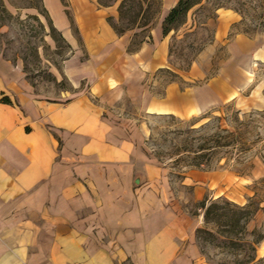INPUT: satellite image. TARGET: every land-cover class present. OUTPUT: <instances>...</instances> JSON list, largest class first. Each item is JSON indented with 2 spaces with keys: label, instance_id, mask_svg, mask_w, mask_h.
I'll use <instances>...</instances> for the list:
<instances>
[{
  "label": "crops",
  "instance_id": "obj_1",
  "mask_svg": "<svg viewBox=\"0 0 264 264\" xmlns=\"http://www.w3.org/2000/svg\"><path fill=\"white\" fill-rule=\"evenodd\" d=\"M43 1L54 27L64 30L54 0ZM177 1L160 0L149 37L133 53L127 51L132 33L117 36L97 13L113 6L71 2L87 56L77 60L71 85L86 80L87 89L62 103L37 100L26 80L12 75L14 66L0 61V264H202L195 247L202 219L171 207L168 172L142 153L145 122L108 110L127 97L147 115L199 113L203 103L193 96L177 104L176 86L157 96L144 85L147 72L168 66L170 36L163 37L161 25ZM240 20L219 9L213 42L228 38ZM231 40L227 49L255 45L238 32ZM219 85L226 92L223 77L204 87Z\"/></svg>",
  "mask_w": 264,
  "mask_h": 264
},
{
  "label": "rangeland",
  "instance_id": "obj_2",
  "mask_svg": "<svg viewBox=\"0 0 264 264\" xmlns=\"http://www.w3.org/2000/svg\"><path fill=\"white\" fill-rule=\"evenodd\" d=\"M74 1L54 0L66 24L61 33L69 40V37H72L73 45H70L72 54L69 58L75 52L76 56L71 62H69L70 60L67 62L68 58L62 63L58 56H54L51 52L48 53L49 59L61 66L62 76L54 66L45 62L50 65V72L56 77L57 82H61L63 78L64 81L62 85L57 86L46 79H38L33 87L26 81L37 100L62 103L71 96L86 92V80L82 81L77 89H73L71 85L72 81L78 78L75 69L80 66L77 64V60L84 63L87 59L86 50L76 28V17L71 5V2ZM82 1L96 4V0ZM102 1L110 4L109 7L113 6V8H99L100 11L97 13L105 18L116 19L117 8L122 0H117L115 3H112L111 0ZM237 1L243 3V6H239L235 2L230 5L242 9L244 23L235 28L232 26L228 38L206 46L207 50L196 57V62L192 63L193 67L191 65L190 68H187L194 55V50L187 46L194 44L196 48L206 42L209 39L210 31L215 29L216 20H204L203 17L208 14V11L202 12L196 19V27L191 28V20H189L187 27L176 34V42L173 41V38L169 37L168 39L169 46L171 45L172 48V54L168 61L173 65L169 68L177 75L172 76L164 72L165 70H152L147 72L145 80L143 79L145 89L157 96L164 94L168 85L176 86V90L180 93L175 98L177 104L185 105L186 99L190 100L192 96L195 97L198 103H203L198 108L199 113L189 116L147 115L139 110L138 103L127 97L108 107V110L118 119L129 117L145 122L147 135L141 143L142 153L168 172L166 176L174 197L170 204L171 207L182 211L190 219L197 223L200 222L199 224L202 219L203 223L200 228H204L203 211L198 208L197 204L202 200H206V204H209L213 200L223 198L240 207L255 209V214L248 223L247 229L249 231L257 229L264 235V57L262 52L257 50V47H261L260 49L264 51V0ZM12 2L21 4L23 1L5 0L8 9L13 14H17ZM42 2L44 5L43 0ZM114 6L117 7L114 8ZM95 7L97 6L94 5ZM206 7L210 8V4H207ZM66 12H68L72 24L68 20ZM26 15H38V13L35 9L22 10L21 18L24 19ZM48 15L50 16L49 12ZM205 21L206 25H199ZM53 25L58 28L56 23ZM245 31L248 33L245 36L252 38L255 42L254 47L244 48L242 44H236V46L233 45L227 49V44L232 43L231 39L234 35L237 32L243 34L242 32ZM126 39L127 37L124 40ZM227 39L228 42H225ZM45 40L53 50L52 41L48 37ZM208 50L212 51V55L206 54ZM259 59L262 62L256 61ZM0 61L7 62L1 57ZM64 64L68 68L67 70L64 69ZM207 64L208 66L210 64V68L204 74L203 67H206ZM178 68L187 71L182 72L177 70ZM11 72L18 81L26 80L20 61ZM222 77L227 82L226 92L221 90L220 85L217 90L211 88L212 90L206 91L207 88L204 87L206 83L214 84ZM235 113L238 122L234 121ZM215 118L221 119L216 121ZM206 124V128H202ZM236 124L240 129L241 141L239 142H243L248 147V151L237 154V152L227 150L226 153L220 155V159L199 168L190 167L188 160H181L175 164L177 158L192 156V153L197 151V145L193 142L211 136L218 127L231 130V126ZM195 247L202 257V264H206L205 257L214 262L224 258L219 250L211 246L205 247L206 256H202L196 239ZM255 255V264H264V239L256 247Z\"/></svg>",
  "mask_w": 264,
  "mask_h": 264
},
{
  "label": "trees",
  "instance_id": "obj_3",
  "mask_svg": "<svg viewBox=\"0 0 264 264\" xmlns=\"http://www.w3.org/2000/svg\"><path fill=\"white\" fill-rule=\"evenodd\" d=\"M22 1L21 4L12 2L13 8L17 11V14H13L8 9L5 0H0V57L13 66L20 61L25 79L32 87L38 79H46L54 85L60 86L63 84L64 78L61 82H57L56 77L49 70L50 65L45 62H49L54 66L62 76L61 66L57 62L51 61L48 53L51 52L54 56H58L63 63L72 54L71 46L65 40L61 31L54 27L42 0ZM116 1L111 0L112 3ZM232 2L243 6V3L237 0H178L162 22V35L163 37L170 36V39L173 38V41L176 42V34L187 27L189 20H191V28L196 27L198 15L208 11V14L203 17L204 20L215 21L219 9L232 10L241 17V21L233 26L235 28L244 23V14L240 7L231 6L230 3ZM207 4H210V8L206 7ZM98 5L101 7L111 6L102 0H98ZM160 6V0H122L117 8V18L108 17L106 19L117 36L132 33L127 47L129 53L137 51L144 38L149 37V30L159 13ZM24 9H35L38 15H26L22 19L21 11ZM66 15L71 23L68 12H66ZM206 21L201 22L199 25H206ZM210 32L209 39L206 42L196 48L194 44L187 46L194 50L193 58L188 63L187 68L191 67L196 57L206 46L213 43L215 29ZM242 33L248 35L247 31ZM47 37L53 43V50L45 40ZM171 54L172 48L170 45L168 58L171 57ZM169 66L173 67L168 61V67L159 70H165L164 72L172 76L177 75ZM177 70L187 71L182 68ZM1 101L5 104H11L6 97L2 98ZM220 119L215 118L214 120L219 121ZM234 121L238 122L236 113ZM206 126L207 124L202 128H206ZM191 131L196 132L194 129H191ZM239 131L237 124L231 126V130L218 127L211 136L193 142L197 145V151H194L192 156L187 155L184 158H177L175 164L181 160H188L190 167L199 168L220 159V155L226 153L227 150L243 154L248 151V147L243 142H239L241 141ZM197 206L203 211L205 224L204 228H198L195 231V239L200 248V253L205 257V247L211 246L219 250L224 256L217 262L205 257L206 264L256 263V247L263 241L264 235L257 229L252 231L247 229L248 223L255 214V209L240 207L223 198L213 200L209 204H206V200H202Z\"/></svg>",
  "mask_w": 264,
  "mask_h": 264
}]
</instances>
